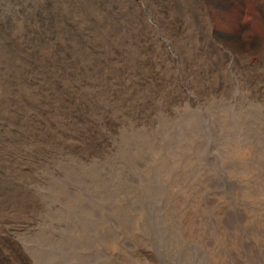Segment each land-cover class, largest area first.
Instances as JSON below:
<instances>
[{"label": "bare ground", "instance_id": "1", "mask_svg": "<svg viewBox=\"0 0 264 264\" xmlns=\"http://www.w3.org/2000/svg\"><path fill=\"white\" fill-rule=\"evenodd\" d=\"M79 1L83 7L56 0L75 68L50 39L31 37V21L17 22L12 33L20 49L0 40L7 126L0 133V264H43L31 252L34 240L35 251H54L45 264L59 262L62 246L68 264H264V93L253 94L257 140H248L247 92L236 119L217 116L227 139L217 134V146H208L200 105L219 104L221 92L196 98L180 80L164 85L143 57V46L154 45L136 0H117L124 33L100 1ZM181 1L199 45L230 49L247 83L248 75L264 77L251 62L258 51L264 56V37L246 42L212 23V11L239 5L248 12L245 0ZM256 3L264 22V0ZM172 53L166 47L162 55ZM216 54L200 60L209 78L218 74L209 65ZM49 217L68 228L44 226ZM76 241L82 250L71 248Z\"/></svg>", "mask_w": 264, "mask_h": 264}, {"label": "rangeland", "instance_id": "2", "mask_svg": "<svg viewBox=\"0 0 264 264\" xmlns=\"http://www.w3.org/2000/svg\"><path fill=\"white\" fill-rule=\"evenodd\" d=\"M71 1L73 4L80 6V7H83V3H79L80 2L79 0H77V1L71 0ZM97 1L98 2L100 1L101 5L107 10L109 15L115 20L118 27L121 30L123 29V33H124L125 29H126L125 22H124L125 18L122 15L121 11L119 12L117 0H97ZM146 1L147 2H144V0H139V1L136 0V2L138 4H140L139 6L142 9V14L146 18V20L148 19L147 20L148 28H149V32L151 34L150 36H152L150 39H152L151 41H153L152 44L154 46H151V48L149 47V49H148L147 43H146V46L144 44H142V45H144L143 50L145 53L143 55V57L145 58V56H146V58L144 59L145 61L146 60H149V61L152 60L150 62H153L151 64H152V67L154 68V70H156V71L160 70V72L162 74L158 71V75H160L159 77H161V78L164 77V80H162L163 83H165L164 85L167 87L168 86L172 87L176 81H178V82L181 81V83L183 82L182 84L185 86V88L188 87L187 85H189V87L187 89L193 90V93L196 94L195 95L196 98L205 97V95L207 93L212 94V93L221 92L222 98L219 100V104L214 105V107L200 105L201 110L199 111V114L201 113L200 114L201 123H202L203 127L206 129V136L209 139L208 140L206 138L208 146H211L212 144L215 147L217 146L216 143H218V142L216 139H217V137L219 138L218 135H220V139H224V140L227 139L224 133L221 134L222 131L220 129V122L217 121L218 120L217 116L224 113V114H229L232 118L236 119L238 114H239L240 108H242V106H244L246 104L247 94H248V140L249 141L257 140V138L259 136L258 131H257V126H258L259 119H260L261 115H260V112L257 110V108H255V105H254L255 99L253 97V94H254L255 89L260 90L261 92L264 93V90H263V88H264V77H258V76L252 77V76L248 75V83H247L246 80L244 79L243 74L241 73L242 71H240L241 68H239L240 66L238 64V61H237L234 53L230 49H228L225 46H222L220 44L214 45V47L217 46L216 48H214L212 46L213 49L210 48L211 46L210 47L206 46L204 42H203V44L199 45L200 42L202 43V40L201 39L199 40V37H198L197 32H196L197 29H196L194 23L192 22V20L190 18L191 14H190L189 9H187V7L182 3L181 0H161V1L160 0H158V1L146 0ZM171 1H173V2L171 3ZM245 1H246V10L248 12H246L242 6L239 7V5H237V6L235 5V6L229 8L223 12L222 11H212L211 15H212V23L218 31H220L222 33H225V32L231 33V35H233L235 37H240V38L244 39L246 42H249L253 38L254 35H257L259 37H264V22L259 17V14L257 11L256 0H245ZM168 2H170V3H168ZM76 3H78V4H76ZM164 6H166V7H164ZM155 16H157V17H155ZM21 20H28V21H31L33 23L35 29H33V33L31 35V37L34 40H36V38H48V39H50L57 46L59 53H60L61 57L63 58L64 62L66 63V65H68L69 67L75 68V64H76L75 54H74L73 48L71 47V45L69 43L66 42V38H65V33H66V26L64 23L65 18H63L59 14V12L56 8V0H0V40L5 42V44H7L8 46H10L12 48L17 47L16 49H20V44L18 45L19 41L16 40L17 38L12 33H14L17 22H19ZM168 28H170V29H168ZM186 28H188V29H186ZM179 31H181V32H179ZM74 36L78 41H80V42L83 41V36L78 34L77 32H74ZM177 37H178L180 42L178 41ZM156 39L160 40V41H156ZM187 40H189L190 42ZM185 41H186V43H185ZM159 43L162 45H159ZM189 43H191V44H189ZM195 44H197V45H195ZM166 45H168V46H166ZM202 45H203V47H202ZM193 46H195V47H193ZM166 47H169L172 50V52L173 53L175 52V53L174 54L172 53V54H170L169 57L165 58V56L162 54L164 53V50ZM190 47L192 49H190ZM197 47H199V49ZM204 47H205V50H204ZM186 48H187V50H185ZM153 49H154V52H153ZM173 49H174V51H173ZM208 49H210V50L208 51ZM214 49L215 50L217 49V50L215 51ZM196 51L197 52L200 51V52L197 53ZM188 52H189V54H187ZM207 52L208 53H215V54L218 52L216 55L219 54L217 57L216 56L214 57V59H216V58L217 59L211 61L209 64L210 67L215 68L217 71L219 70V72L216 71V73H215V74L218 73L219 76H217L218 74L217 75H211L214 78H212V77L209 78L210 74L204 72L205 69H203V64L200 61L203 59H207V57H208ZM158 54L161 56H159ZM199 54H201V55H199ZM154 55H155V57H154ZM219 56H220V58H219ZM262 56H263V54L260 51H258L251 58L252 64L257 66V68L259 69V73L261 74L260 76H264V59H262V58H264V56L263 57ZM186 57H187V59H186ZM152 58L153 59L156 58L159 61H155ZM175 58H176V60H175ZM194 58H195V60H194ZM191 60L194 61V64ZM149 61H147V62L150 63ZM166 61H168V62L166 63ZM155 62H158V63L155 64ZM170 62H172L173 64L172 63L170 64ZM195 62H196V64H195ZM162 64H163V66H162ZM188 64H190V65L188 66ZM212 65H214L216 67H214ZM178 67L180 68V71H178L179 70ZM191 67L193 69L192 72L195 73V75L191 72L192 69H190V71H189V68H191ZM217 68H219V69H217ZM175 69H177V70H175ZM181 69L183 70V72ZM174 70H175V74L172 75L174 73ZM195 70H196V72H194ZM198 71H200V72H198ZM176 72H177V74H176ZM186 72H188L189 76L187 75ZM221 72L223 73V75L221 74ZM183 73H185V74H183ZM179 74H180V76H179ZM177 75L179 76V78ZM207 75H208V77L205 79L204 77H206ZM180 77L181 78L184 77V78L181 79ZM222 77L224 78V80L222 79ZM188 78H190V80ZM197 78H198V80H200L199 81L200 85L198 84ZM202 78H204V79H202ZM208 78L212 81L210 82ZM217 78H218V81H216ZM169 79L172 81H170ZM183 79H185V81ZM219 79H220V81H219ZM214 80H215V83H214ZM168 81H170V83ZM184 82H187L190 84H187ZM204 82L205 83L207 82V83L205 84ZM220 82H221V84H220ZM207 84H209L210 87ZM170 85H172V86H170ZM196 85L198 87H196ZM211 85H213L214 88H213V86L211 87ZM215 86H219V88L215 87ZM194 87H196L198 89H196ZM199 88H201V89H199ZM205 88H206V90H204ZM211 88L214 90H212ZM251 101H253V102H251ZM252 103H253V106H252ZM210 109H214L216 112L213 110H210ZM206 122L208 123V125L206 124ZM4 123L5 122L0 118V125H2V126H0V130H1L0 133L7 131L6 130L7 126ZM4 125H5V127H4ZM3 129H4V131H2ZM4 133H6V132H4ZM0 148H2V146H0ZM50 205L55 206L56 204L50 203ZM46 219L47 218H44V220H43V224H45L44 226H50L51 225L53 228L58 227V226H59L58 228H61V229H67L68 228L67 224H65L64 221L61 219L57 220V218L52 217V220L54 219L53 222H52V220L50 221V217H49V219H47V220ZM75 222H77L78 224L82 223V218L81 219L76 218ZM65 225H66V227H65ZM87 227H88V230L90 229V227H91V229L94 228L92 223L88 224ZM75 243L78 244L80 247L78 245L76 246ZM75 243H74V245L72 244V247L71 246L70 247L74 248V249L76 248L75 249L76 251L82 250L84 248V246H81V242L76 241ZM35 245H37V241L34 240L31 242V248H32L31 252H32L33 256L37 257L38 260H40L41 263H43V264L50 262L49 259H51L54 255L53 249L50 248L51 250H46L45 252L42 253L41 251H38V249H36V251L34 250ZM61 251H62L61 252V258L57 264H68V263H70V257L68 256V253L70 251L69 248L62 246ZM43 254H44V256H43ZM62 257H64V259ZM68 259H69V261H67ZM54 264H56V263H54Z\"/></svg>", "mask_w": 264, "mask_h": 264}]
</instances>
